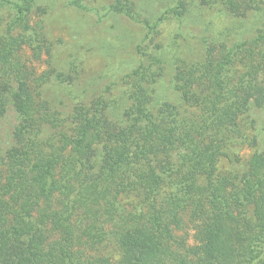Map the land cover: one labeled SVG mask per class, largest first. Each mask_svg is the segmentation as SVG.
<instances>
[{"label":"trees","instance_id":"obj_1","mask_svg":"<svg viewBox=\"0 0 264 264\" xmlns=\"http://www.w3.org/2000/svg\"><path fill=\"white\" fill-rule=\"evenodd\" d=\"M98 1L63 0L86 12ZM102 1L153 36L185 10L182 3L153 22L135 0ZM218 1L232 17L253 9L257 34L220 44L216 60L208 54L195 79L187 76L166 98L158 91L163 54L141 53L127 76L128 106L116 120L100 104L88 110L84 99L38 101L37 78L20 57L24 47L36 53L43 43L30 20L34 0H0V121L10 110L19 118L0 169V264H113L102 256L109 241L120 251L115 264H264V148L248 172L217 174L226 143L240 135L235 119L264 108L256 66L264 52V0ZM47 54L53 59L50 48ZM241 55L253 58L233 78ZM51 69L40 79L59 87L78 73L74 63ZM202 78L209 83L202 114L183 116L189 89ZM130 195L138 199L132 209L123 204Z\"/></svg>","mask_w":264,"mask_h":264},{"label":"rangeland","instance_id":"obj_2","mask_svg":"<svg viewBox=\"0 0 264 264\" xmlns=\"http://www.w3.org/2000/svg\"><path fill=\"white\" fill-rule=\"evenodd\" d=\"M135 1L137 11L153 22L182 3L185 5L184 16L181 21L174 15L168 17L161 23L158 34L153 36L149 35V29L111 13L106 1L92 2L93 10L86 12L65 7L63 0H34L30 20L41 34L43 43L41 51L36 53L24 47L20 57L37 78L32 88H37L34 90L38 101L62 95L73 98V101L84 99L88 102V110H93L95 103L100 104L103 114L117 120L128 106L127 76L140 65L141 53L148 56L163 54L166 61L163 66L167 70L166 77L162 72L163 77H158V91L164 97L173 93L170 92L172 88H176L177 83L180 86L187 76L194 80V70L201 69L208 54H212V60H216L220 44L250 38L259 30V16L253 9L249 8L240 16L232 17L223 14L218 0ZM4 27L0 21V33L4 32ZM219 39L221 42H216ZM48 48L52 50L53 59L47 54ZM40 53V57H37ZM262 56L256 66L261 71L263 85L264 52ZM252 58L248 55L238 57L232 72L233 78L239 79L248 70ZM71 63L78 69L71 85L59 87L54 84V80L40 79L42 75L51 73V64L60 70L67 69ZM181 71L183 74H179ZM171 79H174V83L170 82ZM193 82L186 97L188 105L182 107L181 111L183 116L197 118L202 114L209 83L203 78ZM235 122L240 135H235V139L226 143V155L219 159L217 165L219 176L248 172L252 156L259 148H264V108L253 107L236 118ZM18 123L19 118L14 110H10L0 121V169H5L3 159L13 145V132ZM254 137L260 138L259 147H254ZM233 186L239 187V183L233 182ZM137 200L133 195L123 196V204L131 209ZM248 210L254 212L251 207ZM102 256L115 264L120 259V251L113 241H109L104 245Z\"/></svg>","mask_w":264,"mask_h":264}]
</instances>
